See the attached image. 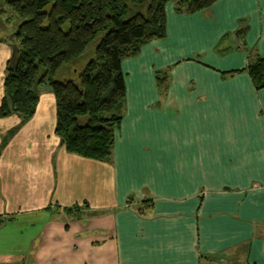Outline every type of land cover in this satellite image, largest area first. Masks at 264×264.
Wrapping results in <instances>:
<instances>
[{
    "label": "crops",
    "instance_id": "1",
    "mask_svg": "<svg viewBox=\"0 0 264 264\" xmlns=\"http://www.w3.org/2000/svg\"><path fill=\"white\" fill-rule=\"evenodd\" d=\"M165 16L166 38L121 62L109 160L66 151L50 88L29 119L0 116V264H264V89L246 71L264 0ZM12 51L0 40V104Z\"/></svg>",
    "mask_w": 264,
    "mask_h": 264
},
{
    "label": "trees",
    "instance_id": "2",
    "mask_svg": "<svg viewBox=\"0 0 264 264\" xmlns=\"http://www.w3.org/2000/svg\"><path fill=\"white\" fill-rule=\"evenodd\" d=\"M169 1L176 13L189 15L217 0H6L20 23L6 64L0 116L17 113L23 121L29 119L39 100V88L48 85L55 97V134L66 151L109 160L126 100L121 62L137 57L145 44L166 38ZM65 22L69 23L66 30ZM99 35L93 58L75 69L73 62ZM63 68L69 75L55 78ZM246 71L254 88L264 89V57L257 55ZM166 72L169 68L156 73L161 92L167 87Z\"/></svg>",
    "mask_w": 264,
    "mask_h": 264
},
{
    "label": "rangeland",
    "instance_id": "3",
    "mask_svg": "<svg viewBox=\"0 0 264 264\" xmlns=\"http://www.w3.org/2000/svg\"><path fill=\"white\" fill-rule=\"evenodd\" d=\"M50 8V5L46 7V10ZM20 23V20L13 14L11 9L9 8L8 4L6 3V0H0V40L5 41L12 49V47L16 44V40L14 38V31L17 28V25ZM68 22H65L63 24V29L66 30L68 29ZM100 38V35L88 46L87 50L85 53L79 57L77 60L73 62L75 65L74 68L80 69L83 67L89 60L93 58L94 55V49L95 46ZM142 48V47H141ZM70 64H67L65 67H69ZM67 68H63L59 73H57L55 78H63L68 74ZM168 69V68H167ZM166 70V69H165ZM170 72V68H169ZM169 72L166 74L169 76ZM49 88L48 85L44 86ZM43 89V88H39ZM115 206L113 205L112 201L108 202V208H114Z\"/></svg>",
    "mask_w": 264,
    "mask_h": 264
}]
</instances>
